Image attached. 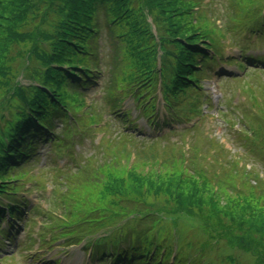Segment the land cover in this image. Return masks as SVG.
Segmentation results:
<instances>
[{
	"label": "rangeland",
	"instance_id": "rangeland-1",
	"mask_svg": "<svg viewBox=\"0 0 264 264\" xmlns=\"http://www.w3.org/2000/svg\"><path fill=\"white\" fill-rule=\"evenodd\" d=\"M36 1L31 0L33 5ZM51 1L54 4L50 5ZM240 2L245 11L239 5ZM261 2L262 0H203L202 5L192 6L195 9L189 11L191 18L188 17L182 24L188 31L181 32V36L193 33L198 25L199 28L211 26L206 40L216 41L217 44L213 45L223 48L219 49L226 56L218 65L201 73L200 85L194 83L192 87L190 84L189 88L186 87V93H180L176 100L169 98V113L160 79L153 93L151 82L147 86L140 85V81L133 82L141 78L139 69L142 64L132 60L127 47H120L121 39L117 35H121L123 30L118 29L116 32L117 25L109 23L105 10L100 11V30L95 36L96 45L94 38L90 41L92 47L93 44L95 46L94 55L77 53L78 58L93 69V76L87 79L89 83L85 88H79L81 93L75 90L77 82L74 85H64L66 91L72 93L75 90L80 96L78 104L72 103L69 106L75 117L71 116L65 121H62V117V120L56 117L53 120L54 137L51 134L54 142L41 141L37 158L21 163L8 179L13 180L9 186L23 181L25 186H18L16 189L23 190V199L31 202L26 209L37 208L32 212L33 218L25 215V220L16 221L19 230L15 239L8 241L9 244L0 239V264H107L103 262L106 259L91 262L88 247H82L86 238H89V245H93L96 250L106 244L115 253L118 248L130 247L158 254L171 245L170 260L175 259V252L178 253L185 244L203 246L207 236L195 228L197 222L194 218L179 213H165L167 206L176 205V197L171 198L169 195L168 198L166 191L162 190L166 186L160 184L169 177L193 181L201 189L204 182L208 183V188L203 187L206 192L202 195L205 199L214 197L216 205L213 208L206 201L200 208L203 210L201 212H205L206 217L213 218L214 222L223 224L228 238L264 241V144H260L257 150L254 149L255 141L260 137V126L264 127L261 122L262 113L264 115V71L251 63L245 71L238 72L236 64L228 60L229 57L239 59L246 50L248 54H264V38L257 40L255 37L258 34H253V28L249 29L255 21L250 10L256 5V12ZM58 3L60 0H45L40 4L39 11H30L20 32H52L63 17ZM43 12L45 13L41 18ZM142 14L146 23L148 21L152 25V12L143 9ZM235 21L240 23L238 29L228 28ZM150 28L155 34L154 24ZM86 43L92 48L89 40ZM26 44L16 42L9 45L8 55L5 60H1V67H9L10 73L5 87L0 89V102L5 97L11 98L10 92L6 90L13 81V84L32 83L31 76L23 74L28 61L27 55H30V43ZM257 65L264 68V63ZM195 76L198 74L194 73L193 77ZM33 79L36 82L35 77ZM135 96L136 99L141 97L143 102L151 96L155 99V118L152 114L150 118L141 116L142 106L139 101H135ZM207 96L211 103L205 102L209 100ZM167 97L165 93V98ZM2 102L6 103L4 100ZM125 108L130 109L131 117L129 120L126 117L124 122V117L129 116L128 113H123ZM138 115L141 117L133 122ZM92 120L100 123L94 125L90 123ZM3 125L8 129L7 121L4 120ZM125 131L134 137L126 136ZM67 136L75 143L72 153L67 152L68 157L74 160L65 157L63 151L66 142L69 143ZM158 136L164 137L157 138ZM54 147H60V150L55 153ZM143 148L146 155L136 158L137 151ZM155 149L158 150L154 151ZM222 149L225 151H221ZM153 151L159 153L158 158L151 156ZM257 151L262 152L263 157L257 156ZM160 158L162 163H157ZM110 162L115 163L112 165ZM128 163L131 164L130 167L127 166ZM56 166L61 168L53 170ZM202 167L209 178L216 175L222 179L217 183L202 176L197 179L199 182L193 180L196 178L193 172ZM104 168L110 176H106ZM26 176L30 177L25 178ZM107 184L120 188V191L127 187L132 195H139L148 203L150 210L156 208L158 212L146 214L143 220H138L137 215H131L132 213L113 218L120 203L113 196L114 190H107ZM51 191L56 196L51 198ZM246 203L252 207H248L249 211L245 212L257 217H250L248 220L244 215L239 217L240 210H233ZM196 212L200 210L196 209ZM154 214L156 217H152ZM27 220H31L30 225L23 227ZM88 221L99 228H88ZM2 226L5 227L6 223ZM57 226L65 228L57 230ZM69 227L73 229H68ZM67 233L76 236L73 241L80 238L77 240L78 245H65L69 241L61 238L62 234ZM164 233L172 239L163 241ZM221 241L223 243L220 245L212 243L203 246L202 264H222L227 260L224 256L227 253L235 255L243 264L254 263L252 254L230 250L227 240ZM17 244L20 246L17 247ZM5 256L8 258L3 259ZM166 257L168 256L164 255L162 260Z\"/></svg>",
	"mask_w": 264,
	"mask_h": 264
},
{
	"label": "trees",
	"instance_id": "trees-1",
	"mask_svg": "<svg viewBox=\"0 0 264 264\" xmlns=\"http://www.w3.org/2000/svg\"><path fill=\"white\" fill-rule=\"evenodd\" d=\"M44 1L37 0L33 5L31 0H0V29L3 28V30H0V33H2L0 37V41L2 42L0 44V89L5 87L10 73L9 67H1V60H5L6 55H8L10 51L9 45H13L16 42L30 43V48L28 49L30 55H27L28 61L23 74L31 76V78L35 77L36 81L39 82L38 85L24 86L22 82L13 84V81L12 85H8V89L6 90L8 93L10 92L11 98L5 97L3 99L4 103L6 102L5 104L2 102L3 100L0 102V120L3 121L7 118V111L10 113L9 130L6 132L4 130L0 131V178H2L0 184L7 182L4 180V175L8 170L18 166V163L30 160L34 152H36L37 144L50 136L49 133H52L54 130L53 119L57 116L63 119L67 118L68 112H71L69 106L72 103L78 104L80 102V96L75 92L70 93L66 91L64 85L70 79H74V81L78 80L74 70L81 69L83 71L82 74L85 75L91 71L90 65L86 64L83 59L78 58L77 53L94 55L95 36L100 30V23H98L100 11L105 10L110 23H116V32H118V29L123 30L121 35H117L121 39L120 47L122 49L127 47V53L133 57L132 60L142 64L139 69L141 78L135 81L136 83L140 81V85L147 86L149 85L147 84L148 82L152 83V80L156 79L158 70L156 57L157 41L150 28V24L148 21L146 23L142 17L143 9L152 12V19L157 28L159 43H161L164 51V57L161 59L164 60L162 77L165 87L164 91L168 97L176 100L180 93H186V87L189 88V84L194 82L199 83L200 76L193 77L194 73H201V70L197 67L201 64V61L196 58L197 56L201 57L203 62L218 63L216 58L218 52L214 56H210L209 53L211 50L214 51L213 49L217 45H213L212 48L211 46L205 47L201 45L207 41L206 38L209 36L211 26L204 25L203 28H199L198 25L193 33L181 36V32L188 31V29L183 28L182 24L188 17L191 18L190 9H195L192 8L193 5L195 7L202 5L203 0H60V3L57 5L63 17L56 23L52 32L45 33V31L40 30H31L29 33L20 32L27 22L30 11L33 12L34 9H38L39 11L40 4ZM52 4H54L53 1L50 2V5ZM239 5L244 11L246 10L241 5V2ZM257 8L260 10L255 12L256 5L252 7L250 14L255 17L254 22H259L260 20L264 22V0H262ZM44 13H42L41 18ZM239 24L238 21H235L228 28H235L237 30ZM128 25L130 28H128ZM93 38L95 41L93 44L94 48L90 43ZM87 40H89L92 48L87 46ZM122 42H126V44L123 45ZM209 42L217 44L214 40H210ZM173 46L176 47V50ZM233 61L238 65H243L242 68L244 67L245 62L239 61L238 58H235ZM63 67L66 68L64 69ZM119 76L122 78V75L119 74ZM85 81L84 79V82H80L81 85L85 84ZM145 102L142 101L145 106L143 108L144 114L150 115L149 108L151 109L152 104L151 102ZM261 116L263 118L262 123H264L263 113ZM178 118H181V116ZM91 123H94V121L92 120ZM260 130L261 135L257 138L258 141L256 142L259 146L260 144H264V127L262 125L260 126ZM157 154L159 153L154 152L151 156L158 158ZM255 154L263 157L262 152L257 151ZM144 155H146V151L140 149L137 151L136 158L143 157ZM110 163L114 165L115 162ZM110 163H106V165ZM157 163H162L161 158L157 159ZM262 163L264 164V160ZM130 165L129 163L127 164L128 167ZM229 167L230 165L227 166V168ZM104 173H106V176H110L105 168ZM133 174L136 177L138 176L136 173ZM195 175L197 176L193 180H197L202 176L209 181L217 183L222 179L216 175L214 177L217 180L213 176L209 178L207 171L203 170L196 172ZM160 184L166 186V189L162 188V190L166 191L168 198L169 195L171 198L176 197V205H166L168 208L165 213L167 215L179 213L194 218L197 222L195 228L207 236V240L203 246L212 245V243L220 245L223 243L221 239H225L228 242L226 244L230 250L235 249L252 254L254 256L253 264H264L263 240L230 239L224 233L226 228L223 224L214 222L213 218L206 217V213L201 212L203 210L200 208L206 201L210 202L213 208L216 205L214 197L205 199L202 195L203 192H206L203 187L208 188L207 182H204L203 186L200 185L202 189L197 187L195 182L183 181L181 178L173 179L169 177ZM109 185L111 184L106 185L107 190H114L113 196L117 197L120 203L118 211L114 214L113 218H120L121 215L130 213L145 215L148 212H154L155 214L158 212L156 208L150 210L149 204L142 200L139 195L138 197L132 195L127 187H123L120 191V188L110 187ZM5 188L4 186L0 188V195L8 194ZM21 199H18L16 202L20 203ZM164 200H166L165 197ZM245 205L247 206L245 207ZM245 205L233 208V210H240V213H238L239 217L243 215L246 216V219L257 217L256 215H248L245 211H249L248 207L252 206L248 203ZM194 208L195 211H193ZM196 209L200 210V212H196ZM11 211L13 214L15 211H18V208ZM3 215L5 216L4 212H0V219ZM258 216L261 217L259 214ZM162 217L166 216L162 215ZM252 222L254 221L252 220ZM88 223L90 224L88 225L90 229L99 228L95 223L90 221ZM170 239L172 237H168V234H165V240L163 241ZM203 246H189L185 244L182 249L189 254L180 249L178 253L176 252V257L171 264H202L201 260L204 256ZM170 247L171 245L167 249L166 256L168 252L171 253ZM104 253V250H98L99 257H104ZM224 256L227 260L223 261V264H243L235 258V255L227 253ZM112 259L115 263L123 262L124 264H133V262L134 264H142L143 262H145L143 264H170L168 259L158 260V256L152 254V252L150 254L148 250H138L137 256H133L132 259L126 256L125 251H118L117 254H112ZM204 264H207V262Z\"/></svg>",
	"mask_w": 264,
	"mask_h": 264
}]
</instances>
